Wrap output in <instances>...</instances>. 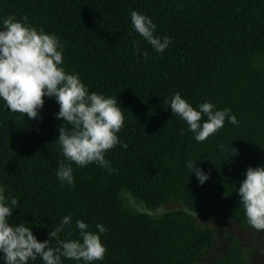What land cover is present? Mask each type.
Returning <instances> with one entry per match:
<instances>
[{
	"label": "trees",
	"instance_id": "trees-1",
	"mask_svg": "<svg viewBox=\"0 0 264 264\" xmlns=\"http://www.w3.org/2000/svg\"><path fill=\"white\" fill-rule=\"evenodd\" d=\"M132 11L152 19L154 35L172 38L163 53L134 30ZM11 14L60 38L61 66L89 93L118 99L125 121L117 135L128 147L105 154L117 171L73 164L75 186L62 183L56 170L65 157L55 141L59 127L71 125L57 118L55 97H44L38 119L12 112L0 98V185L6 198L18 199L9 223L25 222L40 242L65 216L72 219L61 240L80 239L77 220L94 233L102 224L107 250L92 264H244L234 237L224 257L199 263L215 233L197 226L192 213L249 226L238 189L248 167L264 166V0H0V30ZM177 92L196 110L204 102L230 108L239 123L226 119L197 142L164 103ZM188 161L209 174L203 185ZM125 189L147 207L176 201L183 208L151 215L131 207ZM28 264L44 262L38 256ZM61 264L85 262L61 257Z\"/></svg>",
	"mask_w": 264,
	"mask_h": 264
},
{
	"label": "clouds",
	"instance_id": "clouds-1",
	"mask_svg": "<svg viewBox=\"0 0 264 264\" xmlns=\"http://www.w3.org/2000/svg\"><path fill=\"white\" fill-rule=\"evenodd\" d=\"M131 23L157 53H163L172 42L167 35L162 38L154 35L157 25L145 14L132 11ZM134 48L139 52L137 45ZM63 51L57 35L32 26L27 16L18 20L15 14H11L3 20V30H0V98L12 112L38 119L44 97H55L60 105L57 118L71 125V129L64 124L59 127L55 142L60 145L65 160L59 163L56 175L62 183L74 187L73 164L84 167L95 163L111 174L117 169L112 168L111 162L105 158L106 152L117 144L125 149L128 145L117 135L125 121L118 99L89 93L88 86L78 74L68 73L61 66ZM164 103L170 105L173 114L186 121L197 142L216 134L224 127L226 119L233 125L239 123L230 108L216 110L214 104L204 102L196 110L179 92ZM202 114L207 119L201 124ZM237 154L238 149L231 147L230 155ZM185 166L190 174L195 173L201 185L209 179V174L192 161ZM6 191L7 188L0 185V252L4 254L0 258L5 264H28L30 259L35 260L38 256L44 264H61V257L85 264L104 259L107 249L99 233H105L107 229L102 224L96 225L98 233H94L87 230L86 223L77 220L80 239L61 240L59 234L70 226L72 219L65 216L55 230L48 233L49 240L40 242L25 222L15 226L9 223L18 199L6 198ZM238 194L249 225L264 230V166L248 167ZM68 235L73 234L69 232ZM53 239L57 241V247L51 246Z\"/></svg>",
	"mask_w": 264,
	"mask_h": 264
},
{
	"label": "rangeland",
	"instance_id": "rangeland-1",
	"mask_svg": "<svg viewBox=\"0 0 264 264\" xmlns=\"http://www.w3.org/2000/svg\"><path fill=\"white\" fill-rule=\"evenodd\" d=\"M121 194L131 207L151 215H161L173 209L183 208L182 203L176 201L165 202L157 207H147L129 190H122ZM192 214L197 226L212 227L215 233L212 244L199 257V263L224 257L234 237V241L242 248L244 264H264V230H256L250 225L243 227L232 219L206 218L196 213Z\"/></svg>",
	"mask_w": 264,
	"mask_h": 264
}]
</instances>
